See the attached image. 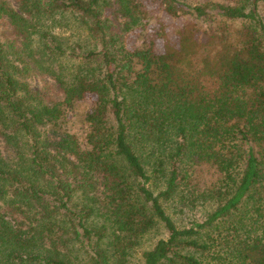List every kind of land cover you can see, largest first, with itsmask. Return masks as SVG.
I'll return each mask as SVG.
<instances>
[{
	"label": "trees",
	"instance_id": "obj_1",
	"mask_svg": "<svg viewBox=\"0 0 264 264\" xmlns=\"http://www.w3.org/2000/svg\"><path fill=\"white\" fill-rule=\"evenodd\" d=\"M160 228L141 264H264V0H0V264H128Z\"/></svg>",
	"mask_w": 264,
	"mask_h": 264
},
{
	"label": "rangeland",
	"instance_id": "obj_2",
	"mask_svg": "<svg viewBox=\"0 0 264 264\" xmlns=\"http://www.w3.org/2000/svg\"><path fill=\"white\" fill-rule=\"evenodd\" d=\"M192 1H198V0H192ZM167 23L166 32L168 37H170L174 31V23L168 19L165 18L164 20ZM64 35L68 36V42L72 43H81L82 39H84V34L81 32V30H77L72 26V29L67 28H61ZM29 81L32 84L34 88H40L45 89V91L48 92L49 97H52V99L56 100V96L58 95L55 90V85L53 80L45 74H35L30 75ZM59 124L61 127L70 129L71 132H74L75 134H80L83 129L84 125L80 121L79 115L76 114L74 110H66L64 118L59 121ZM208 177V176H207ZM196 206H182L179 205L175 208L173 205H170L167 208V212L171 215V217L174 219L177 225L179 226H187L190 225L191 221L193 220H200L205 213L210 210L211 205L208 203L199 204L195 203ZM166 233L163 231V229H158L154 231L151 234H148L144 237L142 240V244L132 252V254L129 256L128 264H141L142 262V251L150 248L153 246L155 241L161 237H165Z\"/></svg>",
	"mask_w": 264,
	"mask_h": 264
}]
</instances>
